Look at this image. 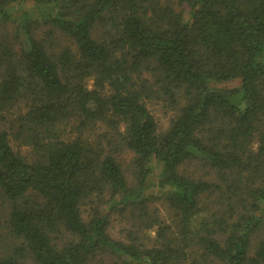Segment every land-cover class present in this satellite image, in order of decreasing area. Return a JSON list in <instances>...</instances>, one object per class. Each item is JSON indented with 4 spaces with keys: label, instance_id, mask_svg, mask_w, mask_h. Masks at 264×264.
<instances>
[{
    "label": "trees",
    "instance_id": "trees-1",
    "mask_svg": "<svg viewBox=\"0 0 264 264\" xmlns=\"http://www.w3.org/2000/svg\"><path fill=\"white\" fill-rule=\"evenodd\" d=\"M0 264H264V0H0Z\"/></svg>",
    "mask_w": 264,
    "mask_h": 264
},
{
    "label": "rangeland",
    "instance_id": "rangeland-1",
    "mask_svg": "<svg viewBox=\"0 0 264 264\" xmlns=\"http://www.w3.org/2000/svg\"><path fill=\"white\" fill-rule=\"evenodd\" d=\"M149 106L158 118L160 129L164 130V128H166L168 125L169 115L164 113L163 110L161 109V107L157 103L150 104ZM120 157H122L121 162L123 164V167H125L126 172L130 175L129 165L131 162V154L125 153V155H121ZM152 168H153V173L150 177V181L153 184H156L157 180H158L159 170H160L159 163L153 161ZM191 169H193V167H191ZM152 190L155 193L156 190L155 189H152ZM156 206L159 208V210L163 214V216L166 219H168L169 215L167 213V209H166L165 205L162 204L161 202H158L156 204ZM122 226H123V222L119 223L118 221H114V223L110 227V231L113 234V236H120L119 232H120ZM151 234H153V233H151Z\"/></svg>",
    "mask_w": 264,
    "mask_h": 264
}]
</instances>
